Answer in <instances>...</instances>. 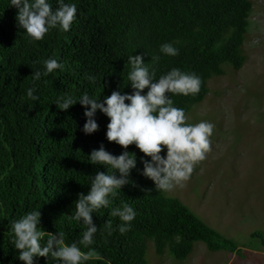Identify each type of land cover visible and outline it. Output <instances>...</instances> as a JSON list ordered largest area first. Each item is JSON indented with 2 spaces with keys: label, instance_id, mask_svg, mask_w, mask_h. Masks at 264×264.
<instances>
[{
  "label": "trees",
  "instance_id": "obj_1",
  "mask_svg": "<svg viewBox=\"0 0 264 264\" xmlns=\"http://www.w3.org/2000/svg\"><path fill=\"white\" fill-rule=\"evenodd\" d=\"M53 8L56 0H50ZM77 5V14L68 32L52 29L43 40L32 42L15 21L16 9L0 0V264H23L15 258L10 244L8 221L32 209H40L44 231L65 233L66 242L76 239L82 229L66 216L74 200L88 190V175L104 171L87 162V155L103 143L113 154L121 146L105 138L108 118L97 110L98 129L84 134L83 107L77 102L59 110L52 100L59 94L76 97L87 91L97 97L127 86V57L137 53L158 77L171 67L192 71L201 77L200 92L194 96H172L187 114L209 92L208 81L224 73V64L239 69L244 64L243 45L250 28L252 0H66ZM172 42L178 55L166 56L159 45ZM159 55L153 62L151 56ZM53 56L65 64L36 82L37 101L26 97L32 68L37 61ZM95 75L90 84L84 74ZM146 91V89H145ZM127 103V101H126ZM129 151L143 155L134 145ZM163 154V153H162ZM131 178L138 187L125 185L119 197L132 204L137 216L125 234H102L104 221L118 218L101 208L93 214L98 231L91 246L99 259L85 264H149L147 240L158 253L164 249L185 259L196 241L213 251L238 250V244L208 225L179 198L153 188V182L133 169ZM260 238L261 231L252 232ZM46 238V237H45ZM87 251L88 249H84ZM34 264H51L34 257Z\"/></svg>",
  "mask_w": 264,
  "mask_h": 264
},
{
  "label": "clouds",
  "instance_id": "obj_2",
  "mask_svg": "<svg viewBox=\"0 0 264 264\" xmlns=\"http://www.w3.org/2000/svg\"><path fill=\"white\" fill-rule=\"evenodd\" d=\"M8 6L16 9V24L32 42L43 40L52 29L68 32L77 14V5L66 0H56L55 8L50 0H8ZM159 52L166 56L178 55L172 42L161 43ZM151 60L158 62L160 56L153 55ZM36 63L39 67L32 68L31 86L25 89L26 97L32 101L39 99L35 94L36 82L54 70L65 68V64L53 56ZM127 65V86L131 92H124L119 86L99 97L83 91L78 97L65 93L52 100L59 110H67L79 102L85 117L80 130L86 135L98 129L95 116L99 110L108 118L106 140L115 142L122 150L113 154L100 143L87 155L88 163L103 166L105 170L88 175L87 192L77 194L74 210L66 216L69 224L82 226L76 239L66 242L63 231H44L40 226V209L34 208L8 221L10 244L17 250L15 258L23 264H34V257H44L51 264H85L89 259H99L91 248L98 231L93 214L105 208L109 209L110 217L118 218L115 227L111 219L105 220L102 234L106 232L111 236L114 231L125 234L130 230L137 216L135 208L123 199L115 205L113 200L119 197L125 185L138 187L131 178L133 169L151 180L155 190L169 193L184 186L194 165L209 151L214 124L203 119L189 122L185 109L177 107L172 99L176 95H197L201 77L179 67H171L156 77L139 53L129 55ZM84 79L94 84L97 77L85 73ZM129 145L143 154L139 156V168L137 153L129 151Z\"/></svg>",
  "mask_w": 264,
  "mask_h": 264
},
{
  "label": "rangeland",
  "instance_id": "obj_3",
  "mask_svg": "<svg viewBox=\"0 0 264 264\" xmlns=\"http://www.w3.org/2000/svg\"><path fill=\"white\" fill-rule=\"evenodd\" d=\"M250 28L243 45L244 64H224L208 81L209 92L187 114L189 122L214 124L210 148L182 188L166 193L179 198L208 225L238 244V250L213 251L196 241L187 258L169 249L158 253L147 240L149 264H264V0H252Z\"/></svg>",
  "mask_w": 264,
  "mask_h": 264
}]
</instances>
